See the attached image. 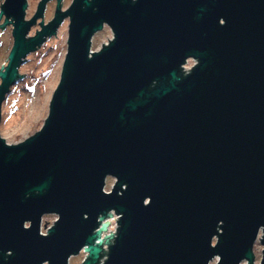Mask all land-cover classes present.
Here are the masks:
<instances>
[{
  "label": "water",
  "instance_id": "95a60500",
  "mask_svg": "<svg viewBox=\"0 0 264 264\" xmlns=\"http://www.w3.org/2000/svg\"><path fill=\"white\" fill-rule=\"evenodd\" d=\"M45 2L1 7L19 4L0 101L69 24L42 127L0 137V264H264V0H73L25 40Z\"/></svg>",
  "mask_w": 264,
  "mask_h": 264
},
{
  "label": "rangeland",
  "instance_id": "374dc122",
  "mask_svg": "<svg viewBox=\"0 0 264 264\" xmlns=\"http://www.w3.org/2000/svg\"><path fill=\"white\" fill-rule=\"evenodd\" d=\"M72 1L65 0L64 8H67ZM51 15L52 12L50 11L47 17L49 18ZM68 24L69 19L67 18L58 31L49 38L47 53L38 58L37 61L31 59L29 62L31 70L24 79L25 81L16 83L12 101L13 124L7 132H4L7 143L25 140L42 127L49 112L53 90L60 79L61 67L67 51ZM111 33L112 30L108 27L103 31L99 30L93 33L92 50H94V46L97 50L101 47L102 42L110 41ZM39 52H41L40 49ZM23 82L25 85L27 84L26 87L23 86ZM114 182L113 177H108L106 189H111ZM55 215L57 214L44 215V222L46 221L47 224L42 227V231L47 230L54 223ZM107 231L108 229L104 231L103 235ZM217 259L215 258L210 264H216ZM242 264H246V262Z\"/></svg>",
  "mask_w": 264,
  "mask_h": 264
},
{
  "label": "flooded vegetation",
  "instance_id": "af4514ba",
  "mask_svg": "<svg viewBox=\"0 0 264 264\" xmlns=\"http://www.w3.org/2000/svg\"><path fill=\"white\" fill-rule=\"evenodd\" d=\"M41 0H25V8H24V15L22 16V21H29L32 16H34V14L37 11V8L39 6ZM5 2V0H0V85L2 83V75L1 72L5 71L8 63H9V59H10V53H11V48H13L14 45V41H15V35H14V27H15V17H14V12L16 10H19V4H10L8 7V15L5 13H1V7L3 5V3ZM65 0H46L44 9H43V14L41 16H38L35 21L29 26L28 31L25 33V40L30 39V37L36 35L37 31L41 29V22H43L44 25H46L55 15L56 11H60L62 12L63 10H65L66 8H64V4ZM68 8V7H67ZM50 11L52 12L51 17H47L48 14L50 13ZM67 20V17L64 18L61 23H59V25H57L56 31L55 33L58 31V29L61 27V25ZM110 28V26L106 23H104L103 28L100 31H103L106 28ZM111 29V28H110ZM54 33V34H55ZM53 34H49L48 36H45V39L43 41V43L41 44V46H37L35 47V50L29 52L24 58H22V62L20 63V65L18 66L17 70V76L14 79V82L9 86L8 90H6V92L3 95L2 101H0V137H2L5 140V143H7V139L5 137L4 132L8 131V128L10 126H12L13 124V93L15 90V85L16 83H20L22 80L25 81L24 79L28 76V73L31 70V66L29 64L31 59H34L37 61L38 58H41L44 54L47 53V49L48 47V40L49 38H51ZM39 49L41 52H39ZM43 49V50H41ZM40 53V54H37ZM33 54H35L33 56ZM186 61H189L191 63L195 62L194 59L190 58ZM154 84V83H153ZM155 85V84H154ZM152 85L150 88H153ZM23 86H27V84L25 85L23 82ZM7 144H14V143H7ZM50 214H54V213H50ZM46 221L44 222V216L42 218V223L41 225V229L43 226H46ZM54 224V223H53ZM52 224V225H53ZM51 225V226H52ZM50 226V227H51ZM49 227V228H50ZM47 228V230L49 229ZM46 232H41L42 233H47ZM264 228L260 227L259 231H258V238H261L262 234H263ZM254 246V245H253ZM68 264H70V258L68 260Z\"/></svg>",
  "mask_w": 264,
  "mask_h": 264
},
{
  "label": "built area",
  "instance_id": "2783aa9c",
  "mask_svg": "<svg viewBox=\"0 0 264 264\" xmlns=\"http://www.w3.org/2000/svg\"><path fill=\"white\" fill-rule=\"evenodd\" d=\"M194 63L195 62L191 63L189 61H186V63L183 64V68L191 67L194 65ZM105 190H111V189H106V187H105ZM106 219H108L107 222H109L107 232H111V231L113 232V230H115L118 227V219H119L118 214L115 212H112V216L107 217ZM106 249H107V247H106Z\"/></svg>",
  "mask_w": 264,
  "mask_h": 264
}]
</instances>
